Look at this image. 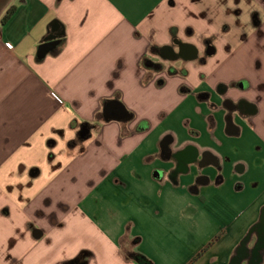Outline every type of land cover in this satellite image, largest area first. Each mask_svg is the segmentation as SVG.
<instances>
[{
  "label": "crops",
  "instance_id": "0c3cea01",
  "mask_svg": "<svg viewBox=\"0 0 264 264\" xmlns=\"http://www.w3.org/2000/svg\"><path fill=\"white\" fill-rule=\"evenodd\" d=\"M263 206L264 0H0V264H228Z\"/></svg>",
  "mask_w": 264,
  "mask_h": 264
},
{
  "label": "water",
  "instance_id": "95a60500",
  "mask_svg": "<svg viewBox=\"0 0 264 264\" xmlns=\"http://www.w3.org/2000/svg\"><path fill=\"white\" fill-rule=\"evenodd\" d=\"M51 32L45 37L43 43H41L37 49V57L39 59L44 58L53 48H55L60 43V37L62 36V32H60L59 25L54 22L51 26ZM182 45L185 47V51L189 52L190 55L184 57L186 60H193L198 56V48L190 43L183 42ZM170 48L171 46H164L162 50V56L167 57L165 54V50ZM182 46H180V51ZM215 52V48L212 45L208 46L206 51L207 55L213 54ZM105 115L108 118H121L125 116L124 111L120 108L119 103L116 101H111L105 106ZM89 134V128L84 124L80 127L79 130V137L84 139ZM169 139L165 138L162 144L163 149H166L168 146ZM255 234L256 241L253 245L251 250V258H248L249 255V247L248 243ZM39 237L40 235H35ZM264 250V206L260 211V215L258 221L254 223L249 230L247 231L246 235L240 241L239 245L237 246L235 253L229 260L228 264H243L244 261H247V264H260L263 261V251Z\"/></svg>",
  "mask_w": 264,
  "mask_h": 264
},
{
  "label": "flooded vegetation",
  "instance_id": "af4514ba",
  "mask_svg": "<svg viewBox=\"0 0 264 264\" xmlns=\"http://www.w3.org/2000/svg\"><path fill=\"white\" fill-rule=\"evenodd\" d=\"M182 41L179 39V38H174V40L172 41V43L170 44V46L172 47L173 50H171L170 48H167L165 50V54L167 55L168 60L169 61H172V60H183L185 59L184 57H187L190 55L189 52L185 51V47L182 45ZM211 45L210 41H207L205 44H204V47L202 49V55L201 57H199V55L197 56V59L203 61L206 57V51L208 49V46ZM180 46H182V49L181 51L179 50L180 49ZM256 241V237H255V234H253V237L251 238V240L249 241L248 243V247H249V255H248V258H251V250L253 248V245ZM263 254H264V250L262 251ZM243 264H247V261H244Z\"/></svg>",
  "mask_w": 264,
  "mask_h": 264
},
{
  "label": "trees",
  "instance_id": "16d2710c",
  "mask_svg": "<svg viewBox=\"0 0 264 264\" xmlns=\"http://www.w3.org/2000/svg\"><path fill=\"white\" fill-rule=\"evenodd\" d=\"M14 12V9L11 8L8 10L6 15L4 16V19H8ZM147 66H150L152 63L150 61H146L145 63ZM223 231L220 233L216 234L213 239H211L204 248H202L187 264H193L194 261L199 258L210 246H212L216 241L219 240V238L222 236ZM125 256L129 259L134 260L137 264H151V261L147 259L143 254L137 251H130V249L123 251ZM70 264V263H68Z\"/></svg>",
  "mask_w": 264,
  "mask_h": 264
},
{
  "label": "rangeland",
  "instance_id": "374dc122",
  "mask_svg": "<svg viewBox=\"0 0 264 264\" xmlns=\"http://www.w3.org/2000/svg\"><path fill=\"white\" fill-rule=\"evenodd\" d=\"M224 54H226V50L225 49H221V51L219 52V57H223L224 56ZM201 55H202V51L199 53V56L201 57ZM181 62H183V61H181ZM168 63H170V62H168ZM170 65V64H169ZM182 65V64H181ZM92 182V181H91ZM89 186L87 185V187H84V186H82L81 187V192H77L76 194L80 197V194H81V196H83L82 198H86V197H88L90 194H92L94 191H95V189H96V185H94L93 183H90L89 182ZM70 198H72L71 197V195H70ZM214 236L215 235H213V237H211L210 238V240L211 239H213L214 238ZM222 236H223V234H222ZM209 240V241H210ZM209 241H207V243L209 242ZM226 241V240H225ZM206 243V244H207ZM205 246V245H204ZM185 250V253H184V256L186 257L187 255H188V247L187 248H185L184 249ZM264 257V256H263ZM264 259V258H263ZM263 262V261H262ZM261 262V263H262ZM260 263V264H261ZM264 264V263H263Z\"/></svg>",
  "mask_w": 264,
  "mask_h": 264
},
{
  "label": "built area",
  "instance_id": "2783aa9c",
  "mask_svg": "<svg viewBox=\"0 0 264 264\" xmlns=\"http://www.w3.org/2000/svg\"><path fill=\"white\" fill-rule=\"evenodd\" d=\"M8 47H11L10 45H8Z\"/></svg>",
  "mask_w": 264,
  "mask_h": 264
}]
</instances>
